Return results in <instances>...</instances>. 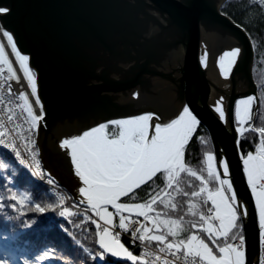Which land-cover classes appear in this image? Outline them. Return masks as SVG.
Listing matches in <instances>:
<instances>
[{"label":"water","instance_id":"95a60500","mask_svg":"<svg viewBox=\"0 0 264 264\" xmlns=\"http://www.w3.org/2000/svg\"><path fill=\"white\" fill-rule=\"evenodd\" d=\"M225 1L7 0L11 12L0 21L38 73L37 94L47 114L46 126L36 130L43 167L74 199L86 203L61 136L144 111L166 121L188 104L209 134L219 171L220 158L229 161L228 178L248 208L241 222L246 260L258 264V217L234 118L239 97L253 95L257 106L254 51L244 28L221 11ZM230 47L241 52L229 76L221 77L215 61ZM214 97L222 101L223 120L212 108Z\"/></svg>","mask_w":264,"mask_h":264},{"label":"snow or ice","instance_id":"6c2138e0","mask_svg":"<svg viewBox=\"0 0 264 264\" xmlns=\"http://www.w3.org/2000/svg\"><path fill=\"white\" fill-rule=\"evenodd\" d=\"M10 12L11 5L7 0H0V16ZM0 29H3V35L7 38L19 67L30 85L31 93L36 96V103L40 104L37 112L28 96L24 92L20 93L23 97L22 107L27 113L25 119L28 121V128L38 131L47 123L45 119L47 114L37 94L38 73L30 66V54L18 48L13 31L5 27L2 21H0ZM240 52L239 47H233L224 51L219 57V65L225 75L228 74V66L237 59ZM0 62L6 64L9 72L15 76L2 42H0ZM134 95L138 94L134 93ZM253 99V95H248L236 100L235 119L239 122L236 128L238 134L245 133L247 130H253L259 134L255 151L241 152V160L247 185L255 201L260 240L264 243V126L253 128V125L249 123L247 129L244 127V123L252 118ZM216 111L223 120L225 111L219 102L216 105ZM199 124L198 116L188 104H184L177 115L166 121L161 120L157 113L144 111L96 123L78 135L60 140V144L70 150L71 164L81 182L78 188L79 193L99 217L95 224L100 250L92 253L93 259L96 256L103 259L106 254H113L128 258L132 262L144 261L145 264H155V261H149L145 255L134 254L122 242L121 233L114 230L117 226L114 223V217L119 214L118 227L121 230L134 229L131 232L132 237L136 238L139 234V239L142 241L163 242L162 252L172 253L174 256H179L183 252L189 264H248L246 237L241 232V222L247 217L248 208L244 199L238 197L233 181L228 178L230 171L228 159L222 157L219 160L223 167V177L216 167L212 151L205 154L207 177L185 164V146L190 142V137L193 136ZM109 125L115 126V130L110 131ZM29 143L34 144L35 141H29ZM3 145L5 141L0 139V146ZM6 147L15 150L16 146L8 143ZM15 155L20 157V152L15 150ZM33 156H35L34 152ZM34 164L35 171L38 172L39 160H35ZM0 166L7 168V165ZM182 171L190 172L201 181L197 191L186 193L193 197L187 201L189 205L187 211L194 216H199L198 220L193 219L189 223L192 228L206 231L211 237L212 246L198 231L194 230L190 231L185 238H179L180 233L185 230L183 217L169 215L164 209L156 206V202L161 201L167 207H176V204L170 203L168 199L171 193H168L167 187L176 183V178ZM157 174L165 177L169 185L158 193L149 195L147 200L127 202L128 194L133 193L146 181L154 177L158 178ZM177 187H179L178 184ZM149 192H152L151 188ZM15 199L20 201L21 205L24 204V197L16 196ZM209 201L210 206H207ZM60 203H63V197L60 198ZM201 205L207 207H201ZM11 207L19 212H26L24 208H17L16 204H12ZM56 207L55 203H49L45 207L39 203L35 204V209L39 213L55 211ZM69 211L68 208H62L60 215L67 216ZM84 215L87 216V212ZM36 219L38 217L26 220L24 226L30 227ZM59 227L67 231L63 225ZM161 229L164 230L163 234L160 233ZM169 233L171 239L168 237ZM214 248L218 249V252L214 251ZM51 255L52 250L48 249L33 259L39 262ZM153 255L157 260L162 259L164 264H174L167 257H160L159 253ZM0 264H6V257L0 258ZM25 264H28L27 259Z\"/></svg>","mask_w":264,"mask_h":264},{"label":"trees","instance_id":"16d2710c","mask_svg":"<svg viewBox=\"0 0 264 264\" xmlns=\"http://www.w3.org/2000/svg\"><path fill=\"white\" fill-rule=\"evenodd\" d=\"M221 11L244 28L254 51L252 75L257 85V106L255 107V100H253L252 118L244 123V127L247 129L249 123L253 125V128L264 126V0H226L221 6ZM238 123L235 120L236 126ZM109 130L113 131L115 128L109 125ZM258 139L259 134L253 130L238 134L237 145L240 155L241 152L248 150L255 151ZM209 151L213 152L209 134L206 128L199 124L193 136L190 137V142L185 146V164L207 177L205 154ZM0 165H7V168L0 166V255L18 263L27 259L29 264H145L112 254H106L103 259L99 256L93 259L92 253L100 250L97 244L94 213L76 204L67 203L62 206L47 187L34 179L28 170L15 160L9 150L1 147ZM157 177L146 181L133 193L128 194L127 202L147 200L149 195L158 193L169 185L165 177L159 174ZM200 183L198 177L192 176L190 172L182 171L176 178V183L167 187L168 193H171L168 199L170 203H175L176 207L171 208L161 201L156 202V206L164 209L167 214L183 217L185 230L180 233L181 239L194 230L209 241L206 231L192 228L189 223L193 219L198 220L199 216H194L187 211L189 207L187 201L193 199L187 194L197 191ZM149 188L152 189L151 193ZM16 196L24 197L23 205L15 199ZM36 203L41 204L42 207L55 203L57 207L55 211L39 213L35 209ZM210 203L209 201L207 206H210ZM12 204H16L17 208L26 209V212L13 209ZM207 206L201 205V207ZM62 208L70 209L67 216L60 215ZM85 212L87 216L84 215ZM33 217H38L36 222L30 227L24 226L26 220ZM59 225H63L67 231L62 230ZM160 232L164 233V230L161 229ZM168 237L172 238L170 233ZM120 239L134 254L139 255L141 247L138 242L130 239L129 234L123 233ZM48 249L52 250L50 257L39 262L33 259Z\"/></svg>","mask_w":264,"mask_h":264},{"label":"built area","instance_id":"2783aa9c","mask_svg":"<svg viewBox=\"0 0 264 264\" xmlns=\"http://www.w3.org/2000/svg\"><path fill=\"white\" fill-rule=\"evenodd\" d=\"M11 75L12 74L9 72L7 67H4L0 64V139L4 140L6 145L8 143L15 144V150H18L20 152V157H18L19 161L21 163L28 162L27 164H30L35 169L34 161L38 160L36 156V148L35 144L29 143V141H34V132L33 129L29 130L28 121L25 119L26 115L18 106L17 101L20 97V93H18V91L14 93V82H10L6 79L9 76L10 79H13L11 78ZM14 103H16L17 108L15 113L12 112V109H10L12 107V104ZM15 150L13 151L15 152ZM33 152L35 153V156H33ZM37 174H43L41 165L40 170L37 172ZM46 181L50 189L56 195L57 193L65 195L62 189L55 185L52 181H50V179L47 178ZM65 200L70 204V202H68V195ZM65 200H63V203L65 202ZM146 223L150 224L147 221ZM116 225L117 226L114 230L119 232L120 228L118 227V222H116ZM133 230L134 229H131V231ZM130 239L133 242L139 243L141 247L140 255H145L149 261H155V264H164L162 259H156L155 255H153L155 253H159L160 257H167V259L173 261L174 264H189V261L185 260L183 254L174 256L172 253L162 252L161 248L163 242H157L154 240L142 241L139 239V234H137L136 238L130 236ZM258 264H264V243H262L261 240Z\"/></svg>","mask_w":264,"mask_h":264},{"label":"rangeland","instance_id":"374dc122","mask_svg":"<svg viewBox=\"0 0 264 264\" xmlns=\"http://www.w3.org/2000/svg\"><path fill=\"white\" fill-rule=\"evenodd\" d=\"M7 39V38H6ZM0 42H2L3 43V41H2V38H1V36H0ZM5 47V46H4ZM10 48H11V46H10ZM231 48H233V47H230V49ZM229 48H227V49H225V50H223L218 56H217V59H216V62H217V64H218V70H219V74H220V76L221 77H228L229 76V74H230V71H231V69H232V67H233V65H234V62L231 64V65H229L228 66V74L227 75H225L224 74V72L222 71V69L220 68V65H219V57L223 54V52L224 51H226V50H230ZM4 50H5V53H6V56H7V59H8V61H10V63H11V65H12V69H13V71L15 72V76H14V78H15V81L17 80V77H16V71H15V68H14V65L16 64V65H18L19 66V63H18V61L16 60V57H15V54H14V52L12 51V49H11V52H12V54H13V57H14V59H15V64H13L12 63V61L10 60V57H9V55H8V53H7V50L4 48ZM3 65L4 66H6L7 67V65L6 64H4L3 63ZM17 66V67H18ZM20 68V67H19ZM7 69H8V67H7ZM20 70H21V72H22V74H23V71H22V69L20 68ZM11 73V72H10ZM12 74V73H11ZM24 76V75H23ZM25 78V77H24ZM25 80H26V82L28 83V81H27V79L25 78ZM28 85H29V83H28ZM30 86V85H29ZM30 88V87H29ZM31 89V88H30ZM24 93H25V91H23ZM27 93V92H26ZM134 93H137L136 91H133L132 93H131V95L133 94V96H136V95H134ZM29 93H27V95H28ZM34 95V94H33ZM35 96V95H34ZM248 96V95H247ZM244 97V96H243ZM254 97V96H253ZM218 98L219 99H223V96L222 95H218ZM217 97H214V99H215V103H216V105H217V103L219 102L220 103V105L223 107V104H222V101L221 100H219ZM240 98V97H239ZM254 100V99H253ZM31 102V101H30ZM236 102V101H235ZM252 103H253V101H252ZM22 105H23V97H19L18 98V106H19V108L23 111V113L24 114H26L27 115V113H26V109H24L23 107H22ZM212 108L216 111V108L214 107V106H212ZM217 112V111H216ZM217 114L219 115V113L217 112ZM114 118H116V117H114ZM118 118V117H117ZM234 118H235V106H234ZM113 119V118H112ZM109 120H111V119H109ZM236 120V119H235ZM112 126V125H111ZM235 126H236V124H235ZM112 128H115V126H112ZM236 128H237V126H236ZM84 131V130H83ZM82 131V132H83ZM33 132H34V141H35V148H36V151H37V153H36V156H38L39 157V147H38V145H37V143H36V135H37V132L35 131V130H33ZM81 132V133H82ZM78 135V134H77ZM63 138H65V136L63 135V136H61V139H63ZM60 139V140H61ZM60 140L58 141V143H59V145H61L60 144ZM214 154V153H213ZM223 157V156H222ZM214 162H215V164H216V167H217V169H218V171H219V168H218V166H217V163H216V160H215V156H214ZM20 165L21 166H23L25 169H27L26 168V165H24V164H22V163H20ZM220 166H221V170L219 171L220 172V175L223 177L224 176V173H223V167H222V165L220 164ZM48 173V172H47ZM49 174V173H48ZM229 174V173H228ZM41 175H43L44 177H46L45 176V173L44 174H39V177H43V176H41ZM50 176H52L51 174H49ZM245 177H246V175H245ZM38 181V180H37ZM38 182H40L41 184H42V182L41 181H38ZM42 185H44V184H42ZM61 186V189H62V191L65 193V195H63V194H60V193H57V200H58V203H60V198L61 197H63V200H65L66 199V197H67V195H68V202H74V204H76V205H81L82 203L81 202H79L77 199H74L73 198V195H72V193L70 192V191H68V189L66 188V187H64V186H62V185H60ZM251 190V189H250ZM82 195V194H81ZM254 198V197H253ZM65 204H67V201L65 200V202L64 203H62V206L63 205H65ZM86 208H88L89 210H91V207L90 206H88L86 203H84L83 204ZM84 207V208H85ZM92 211V210H91ZM93 212V211H92ZM94 213V212H93ZM94 220L96 221V220H98L99 219V217L98 216H96V214L94 213ZM92 216V215H91ZM257 217H258V214H257ZM139 219H143V217H139ZM119 221V214H117L115 217H114V223L116 224V222H118ZM101 223H103V221H101ZM150 223V222H149ZM119 232L121 233V234H123V233H127V234H129V237L131 236L132 237V235H131V229H129V230H119ZM201 235V234H200ZM202 236V235H201ZM207 238H209V241L208 242H211V237H209L208 235H207ZM218 239H220V240H222V238H218ZM210 246H212L211 244H210ZM214 251H217L218 252V249H215L214 248ZM181 254H183V253H181ZM113 255V254H112ZM115 256V255H114ZM117 257V256H116ZM183 257H184V255H183ZM0 258H4V257H0ZM197 259H199V258H197ZM25 263V260H21L19 263L18 262H13V263H11L9 260H7V258H6V264H24ZM28 264H29V262H28Z\"/></svg>","mask_w":264,"mask_h":264},{"label":"bare ground","instance_id":"6f19581e","mask_svg":"<svg viewBox=\"0 0 264 264\" xmlns=\"http://www.w3.org/2000/svg\"><path fill=\"white\" fill-rule=\"evenodd\" d=\"M0 36L2 38V41H3V45L5 46L4 48L7 50V53L10 57V60L12 61L13 64H15V59L13 57V54L11 52V48H10V45L8 44L7 42V39L6 37L3 35V29H0ZM206 48L203 47V50H202V53H203V56L200 57V62H201V65L202 67H205L206 65V58H207V52H206ZM215 64L216 66L218 67V64L217 62L215 61ZM18 66V65H17ZM16 64L14 65V68H15V71H16V77H19V79H17L15 81V78L13 77V75H11L13 79H10V76L7 77L6 79L9 80L10 82H14V86H13V91L14 93H16L18 91V93H21L23 91H25V94L27 95V93H29L27 96L29 98V101H31L32 105H33V108L34 110H36L38 112L39 108H40V104H37L36 103V96H34L32 93H31V89L29 88L30 86L28 85V83L26 82L19 66L17 67ZM6 77V76H5ZM12 91V92H13ZM27 92V93H26ZM21 96V95H20ZM133 96V94H132ZM12 109V112L15 113V111L17 110L16 108V103L12 104V107L10 108ZM180 110H182V107L180 108ZM179 110V111H180Z\"/></svg>","mask_w":264,"mask_h":264}]
</instances>
